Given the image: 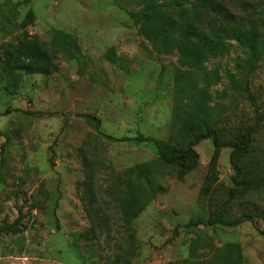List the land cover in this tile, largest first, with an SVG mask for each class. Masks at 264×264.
Wrapping results in <instances>:
<instances>
[{
  "label": "rangeland",
  "instance_id": "obj_1",
  "mask_svg": "<svg viewBox=\"0 0 264 264\" xmlns=\"http://www.w3.org/2000/svg\"><path fill=\"white\" fill-rule=\"evenodd\" d=\"M251 1L264 7V0ZM200 3L0 0V46L27 31L45 40L59 63L50 76L21 73L18 82L0 71V225L15 223L20 230L0 235V264H105L113 258L119 237L73 247L75 234L89 228L77 191L84 161L97 167L115 230L122 206L134 198L131 264H264V218L232 227L207 224L233 186L230 147L220 149L213 168L215 145L203 139L194 146L197 167L180 179L179 165L163 162L156 143L99 133L143 134L181 149L182 132L170 139L173 126L202 103L234 119L221 124L253 126L260 119L255 137L264 151L262 44L226 39L220 48L207 39L205 48L185 57L178 47L182 34L150 38L159 30L158 14ZM147 7H154L152 21L137 25L130 12L143 18ZM84 115L99 120L98 129ZM195 130L189 127L183 138ZM250 197L264 206V191ZM242 202L235 199L232 218L243 213Z\"/></svg>",
  "mask_w": 264,
  "mask_h": 264
},
{
  "label": "trees",
  "instance_id": "obj_2",
  "mask_svg": "<svg viewBox=\"0 0 264 264\" xmlns=\"http://www.w3.org/2000/svg\"><path fill=\"white\" fill-rule=\"evenodd\" d=\"M151 8L147 7L143 10V18L130 12L137 25L152 21ZM157 18L159 30L152 33L150 38L158 42L165 36L182 34L184 40L178 44V47L185 57L190 54L195 55L199 45L205 48L203 42L207 39L215 41L220 48L226 47V39L248 42L252 46L259 44L264 46V7H255L251 0H201L198 8L194 6H191L190 10L184 6L172 8L158 14ZM58 70L56 51L38 35H31L24 31L16 39L0 46V71L5 76L11 77L13 82L20 80L21 73L50 76ZM190 116L188 120L186 118L183 120L180 127L173 126L174 131L170 135V139H176L182 132L179 135V138H182L179 144L181 149L178 146L173 148V143L169 141L161 146L157 140L143 134L115 138L101 131L99 133L114 141L156 143L163 162L168 165L174 163L179 165L177 175L180 179L197 167L199 155L194 146L203 139L211 138L215 145V153L211 159L213 168L216 166L220 149L225 146L230 147V161L235 171L232 177L233 186L227 191V198L223 205L212 211L207 224L232 227L244 221L255 222V217L264 218V206L250 197L252 194L264 191V151L262 146L256 143L255 137L261 132L260 119L253 126H245L248 130L240 125L234 126V122L221 124L222 121L232 122L234 119L215 113L202 103L190 113ZM84 117L95 121L98 129L99 120L89 115ZM177 120L178 116L175 117V127ZM193 125L196 130L191 133L190 138H183L189 127ZM168 149L174 151L172 156L167 154ZM88 162L84 161L85 175L78 183L77 191L84 206L89 228L75 234L73 247L80 250L83 245L93 246L102 236L113 239L119 237L118 251L112 259L106 260L105 264H131L133 235L129 232L132 229V221L137 215V213L132 214L135 209V202L132 200L134 198H128L126 204L122 206L124 213L123 218L120 219L122 223L115 230L114 226L117 222L105 212L108 207L105 206L106 202L99 194L97 167L92 162ZM145 179H148L147 175ZM149 191L152 192L151 189ZM202 191L206 195L209 192L208 187L203 188ZM145 192L148 193V191ZM238 198L244 201L241 205L245 209L238 218H232L231 207ZM19 231L15 223L0 225V235L15 234ZM262 233L264 234V231Z\"/></svg>",
  "mask_w": 264,
  "mask_h": 264
}]
</instances>
